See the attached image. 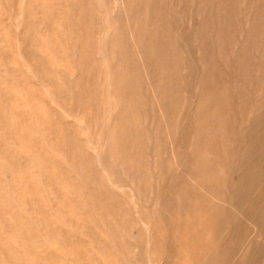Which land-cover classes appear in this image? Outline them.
Wrapping results in <instances>:
<instances>
[{
	"label": "rangeland",
	"instance_id": "rangeland-1",
	"mask_svg": "<svg viewBox=\"0 0 264 264\" xmlns=\"http://www.w3.org/2000/svg\"><path fill=\"white\" fill-rule=\"evenodd\" d=\"M41 1V4L40 0H3V3L0 1V11L2 10L1 13L3 12L0 15V40L4 44V46L0 48V56L14 58L16 62L12 64L7 63L6 65L9 70H19L15 72L19 73L21 79L23 80V84H26V89L36 94L39 100L43 99L45 101L44 105H46L44 107H51V110L48 109L46 112L42 110L39 113L36 112L37 115H35L33 110H29V108H27V102H25L24 109L28 110L27 116L29 114L31 118L28 116V118L25 117V120H23L22 115L19 114L20 111L22 114L23 109L17 112V116L20 119V122H27L25 132L22 134V136H24L25 140L28 138L27 135L32 136V146L41 149L43 153H48L51 159L55 162V165L59 168L58 175L60 177L56 176L53 181L54 183L51 185L52 187H48L45 176L42 174L37 175V178L34 179V183L36 181V184L40 183L39 185H36V187L40 190L36 188L37 191H35V187L32 185L33 180L27 176V178L23 180L19 187V193L14 191L13 177L10 175V173L0 170V199L4 197V201L1 199L2 202H4L1 205H8L7 209H9L11 213L7 215L6 218L10 219L11 217L9 216L11 215L14 217H19L20 220H28V227L33 229L28 231L26 234H32L34 236L31 239H25V242H27L29 245V249L25 250L24 242L21 241L20 238H14L12 236V233L17 234V230L11 228L10 231L0 227V230L3 232H1V235L4 234L2 235L3 238L6 239L7 237L8 239L7 243L10 242L12 246L14 244V249L16 246L21 248L20 249L17 247L15 249L18 254L15 259L13 257L14 254L9 255L10 257H8V255L5 253V256H7L9 259H13L10 264H31V256H29V252H27L30 250L31 252L36 251V253H38L37 256L46 259L48 264H64L66 261L67 262L65 264H72V262L73 264H133L134 262L130 258H126L127 260L123 259L126 257L127 251V247L125 245L128 244L132 257L134 256L133 258L138 261H142L144 264H147V260L149 259L148 255L146 254L148 247H151V250L155 251V254L152 255V258L156 262H162V264H184L181 262V258H183L185 254L191 256L193 253H195V248L193 245L196 247L198 245L205 246L207 240L204 237H194L197 236L195 233H198L200 230L203 231V229H194L193 227L191 229V232H193L189 235V238H185L188 225L190 228L191 226L183 219H179L177 216L171 214L172 212H175V210L171 207V203H174V198L171 197L170 194L172 195L173 191L175 192L176 190L181 189L183 194L182 203H185L186 205L190 203L192 204L194 199L193 194H197L199 190L197 186H195L188 179L187 175H189L192 170L199 168L202 172L201 176L204 177V179H206V177H210L211 179L208 178L207 180H211L216 183L215 180H217L218 177L220 178L222 175L219 169L221 165L218 158L224 155L223 146L220 141L222 138L221 134H215L214 129L207 127H200L196 132V129L194 130V124L197 122V117L201 115L203 111L194 113L193 108H189L191 100L195 98L200 92L199 89H197L199 87L200 68L199 66H193L191 60L192 56H195V59L198 54V43L195 39V30L200 21L197 12L195 11L200 9L198 1L148 0L151 5L150 13L154 14L159 8L163 19H166L168 28L167 30L163 31L164 37L167 40L180 39L182 40V43L181 45L179 43L175 44L174 47H169L167 48L168 50H166L167 53H171L172 58L175 57L176 60L181 63L178 65L179 70H169L170 73H174V79L171 82H166L169 80L166 78L170 75H167L169 72H166V74L164 73L162 77L157 75V81H160L161 86H163L162 89L166 91L165 96L167 98H180L181 100L180 105L179 103L176 105V108L178 106L175 120H178L177 124L174 125V127L170 125L169 129L167 130L165 128H161L158 136H156L155 132L150 134L153 139L159 138V144L163 148L159 154L164 162V171L162 177L163 179L160 183L154 179L150 183L148 182L147 185H142L141 182L144 184L145 182L141 179H139L137 182H133L131 180V173L134 175H139V173L144 175V172L147 173L150 167L153 169L154 160L153 158L147 159L143 155L142 149H139V147L141 148L142 146L141 144H139V147L136 145L138 148L135 146L132 149H130L128 146L131 140H136L134 138L137 136V134L140 136H144L145 134V126L143 124L144 119L147 114L150 119L152 118L153 107L150 104L151 94L149 95L147 92V84H145V81L141 80V77H139V71H137L139 67L135 56L130 53V50H132V45L130 37L128 36V25L121 12L118 2L115 3L114 0ZM187 3L189 4V7L194 9L192 13L190 9L184 11L185 7L187 8L188 6ZM262 3L264 4V0ZM260 12L261 13H259L258 19L256 21V23L259 21L257 33L264 34V12L263 10ZM241 13L242 11H239L238 9L234 11V13L233 11L231 12L232 20L230 28H241V24L237 19V16H239ZM23 17L25 18L23 19ZM40 17L41 19H39ZM190 18H192L191 23L189 20ZM114 20L115 22L113 23ZM142 20V16L137 18V20L135 19V21H137L136 23H138L137 31L141 37H144L145 34L149 32V28L147 29L143 26ZM228 22H230V19ZM47 28L54 29L56 31V36L54 38H48L47 34L54 33L47 30ZM159 34L160 35L156 42L158 45H160L164 39L160 32ZM238 34L239 32L237 31L232 35L234 38L233 40L228 38V57L226 56L225 59L228 58L230 62L228 63L230 65L225 64V59L221 58L218 51L215 49V58L219 61L223 69H230V77L232 81L236 77L234 74V72L236 73L234 68L239 62V56L244 54L240 50L241 43L237 41ZM15 35H20V39L15 38ZM32 35H34V38L30 37ZM21 41L22 46L20 47L18 42ZM16 45L18 46L17 48ZM20 50L22 51L20 52ZM236 56L237 60H235ZM210 59H212V56ZM253 63H255V58L251 56L250 65ZM215 67L217 69L216 64ZM9 73L11 72L8 71L5 73L4 70L0 68V74L5 78ZM96 76H99L97 80ZM163 76H166L164 78L166 86L163 84L165 83L163 82ZM73 77H76V79H73ZM137 77L139 78L137 79ZM122 80L123 83H121ZM117 82H119L121 86H129L130 90H132L131 100L126 96L127 93L124 92L123 89L121 90L120 97H118L119 95H116V92H118ZM124 82L126 85H124ZM223 83L226 82L221 79V77H216L214 84L216 88L223 86ZM64 88L67 93L65 92ZM203 89L204 86L202 85L201 90L203 91ZM238 89L241 90L242 86H240ZM93 90L94 92H92ZM235 90L236 89L233 87L232 92L236 93ZM202 91L201 94L203 99L210 97V94H203ZM91 92L94 95H91ZM90 95L92 99L90 98ZM218 95L221 97L231 96L229 92L223 90L220 93L218 91ZM92 96H95V99ZM97 98H99V102L96 101ZM146 100H148V105L141 109L142 104ZM127 101L128 105L125 104ZM133 101L137 103L138 106H140L138 107L136 105L138 108H135L134 111L132 110L135 107ZM131 105L133 106L132 109L130 107ZM126 108H129L128 111ZM137 109L140 113L136 111ZM119 110H123V113L121 112L118 114V112H120ZM115 111L117 114H115ZM129 111H132L131 115ZM98 112L100 114H98ZM136 112L138 114H136ZM101 113L103 115H101ZM134 114H136L137 117H135L136 115ZM77 117L82 118L78 119ZM119 117L121 119H119ZM137 118L140 120L138 123H136L138 121ZM153 118L155 123L152 129L154 130L159 118L157 115H155ZM47 119H50L56 125L54 128V131H56L54 138L49 135L48 129L45 128L47 127ZM117 119H119L118 122ZM85 120L88 121L85 122ZM130 121L134 123H131ZM128 122H130V124ZM98 124L100 125L98 126ZM95 125L97 126L95 127ZM118 125L121 127L119 128ZM129 125H131V127ZM93 128L96 130V132ZM8 130L10 131V128H8L6 131ZM111 131H113V133ZM205 132L209 133L208 137H205ZM259 132L264 131H262L261 128ZM129 135L131 136V139L128 138ZM153 139H151V143L155 142ZM110 140H113L115 143L113 141L110 143ZM148 141L149 139L147 138V142ZM195 142H197V145L199 144V153L197 152L196 154H193L189 146ZM12 145L13 143H11L10 138L7 137V133H5V131H0V147H8ZM57 146L59 148H57ZM215 147H219L220 156L213 154ZM16 152L18 155H20L21 162L23 161L25 163L30 161L37 166L38 170H40V165L37 163V160L32 156V154L29 156L27 150L17 149L15 153ZM93 153H97V155H95V158L96 156L98 157L97 159L93 157ZM22 155L24 156L22 157ZM85 155H90L89 157H92V161L89 157V160H87ZM78 157H83V160H85L82 166L79 165L80 159ZM134 157H136L135 159H137V161L134 159ZM68 159L69 161H67ZM129 166L131 171L128 170ZM179 167L181 170H178ZM262 168L263 172L262 169L259 170V172H261L257 176L247 181L251 186V189L253 186L261 184L264 181V165ZM132 169L134 170V173ZM92 175H94L96 179L100 180V183L107 188L106 193L108 196L116 197L115 194L119 195V202H117L120 203L122 201L126 204V207H123V210L119 209L117 202H115L114 207L112 208H102L100 202L95 199V195L98 193L93 187L95 184L88 180L92 177ZM63 176L69 178L68 182L71 183L68 184L65 182ZM73 179H75L76 182L78 180L80 183L79 190L77 189L76 192L69 191L75 183ZM105 183H107V185ZM110 185L115 187L117 186L121 188V190L117 187L111 188ZM132 186H139L137 191L138 193L135 192V196L130 192L129 189ZM25 187L26 192L24 189ZM250 188L249 190L245 191V193L243 191V194H241L236 200L232 209L225 207L223 211H220L223 213V216H229V219L235 218V220H238L237 215L243 211L245 206L244 200L246 199L247 193L251 191ZM123 189L124 191H122ZM3 193H6V195ZM163 194L168 196V198L165 199ZM163 198L164 202H171L170 213H165V216L159 215L154 210L158 200L161 201L160 203H162ZM9 199H13L14 201H10ZM8 201L12 205H10ZM135 206L136 209H134ZM163 209L168 211L167 208L163 207ZM163 209H161L162 212H164ZM135 211L138 212V217H140V219L143 221H140L139 218L136 217L137 213H135ZM111 213H113L112 217H114V219L110 218L109 214ZM119 213L121 215L128 216V221H124L122 216H119ZM51 215L53 217H51ZM14 217H12V219ZM142 222L145 225H142ZM33 224L36 226V228L35 226L33 227ZM238 224L239 225H237L235 234L228 244L227 252L219 254L220 258L225 259L227 264H235L233 263L234 258L239 253L243 243H250L251 248L249 250L250 252L247 257L246 264H264V223L261 225L262 227L260 230H254L250 228L241 217H239ZM102 228L104 230L106 228L107 230L104 232ZM42 238L44 240H42ZM212 238L213 235L210 236L208 240L213 241L215 239ZM16 240L18 242H16ZM87 240H90L91 242ZM88 242L89 244H87ZM105 245H109L112 247V249L110 248L111 250L108 249V252H106L105 249H103L105 248ZM258 245L259 248H257ZM37 246L38 248H36ZM47 248L48 250H46ZM20 253L22 254L23 258ZM46 256H48V258H46ZM124 260L127 261V263Z\"/></svg>",
	"mask_w": 264,
	"mask_h": 264
},
{
	"label": "bare ground",
	"instance_id": "bare-ground-1",
	"mask_svg": "<svg viewBox=\"0 0 264 264\" xmlns=\"http://www.w3.org/2000/svg\"><path fill=\"white\" fill-rule=\"evenodd\" d=\"M0 1H2V3H3V0H0ZM114 1H115V3L118 2V5L120 6L121 12L127 21L128 32H129L128 36L130 37L131 45H132V50H130V53L133 56H135V58L138 62L139 69H137V71H139V77H141V80L145 81V84H147V92L149 93V95L151 94L150 104L153 107L152 118L150 119L148 114H147L145 119H144V122H143V124L145 126L144 136L143 135L140 136L137 134V136L134 138L136 140H134V141L131 140L130 141L131 143L128 141L129 142L128 147H130V149L134 148L136 145L138 147H139V144L142 145L141 148L139 147V149H142L143 155L147 159L153 158V160H154L153 169L149 165V167H150L149 171L147 173L144 172V175L140 174V173H139V175H136V174L134 175L131 172H128V173H131V180L133 182H137V181H139V179L144 181L145 184L143 182H141L142 185H147L148 182L150 183L154 179H156L157 182L160 183L161 180L163 179L162 177H163V171H164V162H163L159 153L163 148L159 144V138L153 139L152 136H150V134L155 132L156 136H158L161 128H165L167 130V129H169L170 125H172L174 127V125L177 124L178 120L177 121H175V120H176V113H177L178 106L176 108V105L178 103L180 105L181 99L180 98H173V97L167 98L165 96L166 91L164 89H162L163 86H161L160 81L159 82L157 81L158 80L157 75H159V77H162V75L164 73L166 74V72H169V73H167V75L168 74H170V75L168 77L165 76L166 78L169 79V80L167 79L168 81H166V82H169V81L171 82L174 79V73L173 74L170 73L169 70H171V69L176 70V71L179 70L178 65L181 63L178 60H176L175 57L172 58L171 53H167L166 50H168L167 48H169V47H174L175 44L179 43L181 45L182 40H180V39L169 40L168 39L169 40L168 41L164 37L163 31L167 30V28H168L166 19L165 20L163 19L159 8L156 10L159 14L156 11L154 14L150 13L151 5H150V2L148 0H114ZM197 1H198V5L200 6V9L195 10L197 12L199 19H200V21L198 20L199 24L197 25L196 30H195V39H196V42L198 43V54H197L195 59H194L195 56L194 57L192 56L191 60H192L193 66H195V67L199 66V68H200V70H199L200 71L199 87L197 88V89H199L200 92H199V94L196 95V97L194 96L195 98H193L191 100L189 108L190 109L193 108L194 113H198V112L203 111V113L197 117V122L194 124V130L196 129V132L198 131V128H200V127L201 128L207 127L210 129H214L215 134H221V136H222L220 141H221V144L223 146L224 155L222 157L219 155V147L218 148L215 147V149L213 151V154L220 156L218 158L220 160V165H221V167L219 169H220L222 175L220 178L218 177L217 180H215L216 181V183H215L214 181H211V180L208 181L207 180L210 177H208V178L206 177V179H204V177L201 176L202 172L200 171L199 168L196 170H192L190 172V174L187 175L188 179L195 186H197V188L199 190V192L197 194H193L194 195L193 203L192 204L190 203L188 205H186L185 203H182L183 194H182V191L180 189V190H176L175 192L173 191L172 195L170 194V196L174 198V203H171L170 201L164 202V198L167 199L168 196L163 194L164 198H163L162 203H160L161 201L158 200V203L156 204V207L154 208V210L159 215L165 216V213L166 214L170 213V203H171V207L175 210V212H172L171 214L177 216L179 219H183L185 222H187L191 226V228H190L188 225V229L186 230V233H185L186 239L189 238V235L193 232V231L191 232L192 227L194 229H197V228L203 229V231L200 230L198 233H195L197 236H194V237L206 238V240H207L206 245L205 246L198 245L197 247L193 245V247L195 248V253H193V255H191V256L185 254V256L183 258H181L182 263H184V264H227L225 262V259L220 258L219 254H223V253L227 252L228 244L230 243V241L232 240V238L235 234V231L237 229V225H239L238 224L239 217H241L249 225V227L254 229V230H260V228L262 227L261 225L264 223L263 222L264 221V181L261 184L253 186L252 189L250 188L251 186L247 182L249 179L257 176L261 172V171L259 172V170L262 169V172H263L262 166L264 165V132H259V130L261 128H262V131H264V34H258L257 33V26H259V21L256 23L258 16H259V13H261L260 11L263 10V12H264V4L262 3L263 0H197ZM41 3H42V1L40 0V4ZM257 3H259V4H257ZM255 4H256V6H255ZM116 7H118V6H116ZM236 8L239 11H242V13L239 16L236 15L238 22L241 24L240 29L230 28L231 27V20H232L231 12L233 11V13H234V11L237 10ZM189 9L191 10V13L194 10L191 7H189V4H188L187 8L185 7L184 11H187ZM1 11H0V15L3 13V12L1 13ZM24 15H25V13H24ZM141 16L143 17V20H142L143 26L146 27L147 29L149 28V32L146 33L144 37H141L139 32L137 31L138 30L137 29L138 23H136L137 21H135V19L137 20V18H140ZM24 18L25 17H23V19ZM39 19H41V17ZM229 19H230V22H228ZM189 20L191 23L192 18H190ZM114 22H115V20L113 21V23ZM228 23H229V27H228ZM39 24H41V23H39ZM31 27H33V26H31ZM47 30L54 33V34H47L48 38H54L56 36V31L54 29L47 28ZM237 31L239 32L237 41H239L241 43V49L240 50L244 54L242 56L241 55L239 56V62L236 64V66L234 68L236 71V73L234 72L236 77L232 81V79L230 77V69H228V68L223 69L221 64L219 63V61L215 58V49H216V51H218L219 56H221V58L225 59L226 56L228 55V53H227V44L229 42L228 38L229 39L231 38V40H233L234 38L232 37V35L235 34V32H237ZM71 32H72V30H71ZM159 32L164 37V39L160 45L156 44L157 38L160 35ZM95 35H97V34H95ZM27 36H28V34H27ZM30 37L34 38V35H32ZM15 38L20 39V35H15ZM183 41H184V39H183ZM18 43H19V46L21 47L22 41L18 42ZM18 43H17V45H18ZM81 43H82V41H81ZM17 45H16V48L18 47ZM2 46H4V44L0 40V48H2ZM21 51L22 50H20V52ZM261 51L263 52V54ZM36 54H37V52H36ZM73 54H74V52H73ZM192 55H195V54H192ZM105 56H106V54H105ZM113 56H114V51H113ZM211 56H212V59H210ZM251 56L253 58H255V63H253L252 65H250ZM116 57H117V54H116ZM235 60H237V56H236ZM14 62H16L14 60V58H10V57L6 58L3 56H0V68L2 70H4L5 73H7L8 71L11 72L7 75L6 78L0 74V131L1 132L5 131V133H7V137H9L11 140V143H13L12 146L0 147V170H4L5 172L10 173V175L13 177L14 191L20 193L19 187H20L21 183L23 182V180L27 178V176H29L30 179L33 180L32 185L35 187V191H37V189L40 190L39 188L36 187V185H39L40 183L36 184L37 181L34 183V179H36L37 175H39V174H42L43 176H45V178L47 179L48 187H52L51 185L54 183L53 182L54 178L56 176H59L58 175V169L59 168L55 165V162L51 159V157L48 155V153H43L41 151V149H39L35 146H32V144H31V142H33L32 136L27 135V137H28L27 140H25L24 136H22V134H24V132H25V127H26L27 122L26 121L20 122V119L17 116V112L19 110L23 109L22 114H21V111L19 112V114L22 115L23 120H25L24 119L25 117L28 118V116L31 118V116L29 114L27 116L28 110L24 109V107H25L24 103L27 102V104H26L27 108H29V110H33L35 115H37L36 112L39 113L42 110H44L46 112V110L48 111V109H50L51 107H44V106H46V105H44L45 101L43 99L39 100V98L36 94H34L33 92H30L26 89V87H25L26 84H23V80L21 79L19 73L15 72V71H19V70H16V69L14 71L9 70V68L6 66L7 63L12 64ZM228 62H229L228 58L225 59V64L230 63V62L229 63ZM215 64L217 65V69L215 67ZM17 69H19V68H17ZM220 69L221 70L223 69V70L221 71ZM134 70H136V69H134ZM121 71L124 72L123 70H121ZM231 72H232V70H231ZM107 73H109V72H107ZM77 75H75V76H77ZM110 76H113V75H110ZM218 76L221 77V79H223L226 83H223V86L216 88L214 84H215V79ZM98 77L99 76H96V80ZM124 77H125V75H124ZM139 77H137V79ZM165 77L163 76V82H165V80H164ZM74 78L76 79V77H73V79ZM137 79H135V80H137ZM57 81H58V79H57ZM166 82L163 83V84H165L164 86H166ZM121 83H123V80ZM161 83H162V81H161ZM114 84H115V82H114ZM143 84H144V82H143ZM93 85H95V84H93ZM117 85H118V87H117L118 92H116V95L117 96L119 95L118 97H120L121 90L123 89L124 92L127 93V94L125 93L126 96L129 97L131 100L132 99V90H130L129 86H121L119 84V82H117ZM124 85H126L125 82H124ZM202 85L204 86L203 91L201 90ZM240 86H242L241 90L238 89ZM108 87H111V86H108ZM233 87L236 89L235 90L236 93L232 92ZM64 90H65V88H64ZM222 90L229 92L231 94V96L221 97L220 95H218V91L220 93ZM201 91L203 92V94H210V97H206L203 99ZM49 92H50V90H49ZM65 92H66V90H65ZM92 92H94V90ZM92 92H91V95H94ZM215 92H216V94H215ZM91 95H90V98H91ZM49 96H50V94H49ZM92 97L94 98L95 96H92ZM97 99H96V101L99 102L100 101L99 98H97ZM145 99H146V97H145ZM128 101L125 104H127ZM147 101L148 100H146L142 104L141 109L145 108V106L148 105ZM117 103H119V102H117ZM134 104H135V107L133 109H132L133 106L132 105L130 106L133 111L135 110V108L140 107L137 105V103L134 102ZM97 107H98V105H97ZM97 107H96V110H97ZM128 109L129 108H126L127 111H128ZM146 110H147V108H146ZM119 111L120 112H118V114H120L123 110L122 111L119 110ZM136 111L138 113H140L138 111V109ZM137 112H136V114H138ZM124 113H128V112H124ZM129 113L131 115L132 111L131 112L129 111ZM145 113H147V112H145ZM98 114H100V113L98 112ZM115 114H117L116 111H115ZM136 114H134V115H136ZM141 114H143V113H141ZM66 115H67V113H66ZM101 115H103V114L101 113ZM155 115H157L159 119H158V123L155 125V129L153 130L152 127L155 123L153 117ZM118 116H120V115H118ZM46 117H47V115H46ZM82 117H79V118L77 117V118L80 119ZM123 117H124V115H123ZM135 117H137V115ZM101 118H103V117H101ZM119 119H121V118L119 117ZM119 119H117V122ZM127 119H128V117H127ZM137 119H138V121L136 123L140 122L139 118H137ZM141 119H142V117H141ZM47 120H48L46 123L47 127H45V128L48 129L49 132L48 131L47 132L49 133V135H51L54 138V135L56 133V131H54L55 130L54 128L56 127V125L50 119H47ZM133 120H134V118H133ZM87 121L85 120V122H87ZM101 121H102V119H101ZM99 122H100V120H99ZM130 122L134 123L132 121H130ZM130 122H128V123L130 124ZM115 124H116V122H115ZM99 125L100 124H98V126ZM74 126H76V125H74ZM96 126L97 125H95V127ZM125 126H127V125H125ZM129 126L131 127V125H129ZM111 127H112V125H111ZM118 127L120 128L121 126L118 125ZM5 128H7V129L10 128V131L9 130L6 131L7 129H5ZM32 132H33V130H32ZM95 132H96V130H95ZM111 132L113 133V131H111ZM42 133H41V135H42ZM95 134H97V133H95ZM92 135H94V134H92ZM204 135H205V137H208L209 133L205 132ZM122 136H120V137H122ZM129 136H128V138L131 139V136L130 137ZM62 137H63V135H62ZM78 138H79V136H78ZM147 138L149 139L148 142H147ZM151 139H153L155 142L151 143ZM113 140H110V143ZM43 143H44V141H43ZM43 143H41V144H43ZM67 146H69V145H67ZM198 146H199V144L197 145V142L190 144L189 148H191L193 154H196L198 152V149H199ZM57 148H59V147L57 146ZM15 149L16 150L17 149L27 150L29 156L32 154V156L37 160V163L40 165V170H38L37 166L30 161L25 162V163L23 161L21 162L20 155H18L17 152L15 153V151H16ZM139 149H137V150H139ZM72 152H70V153H72ZM95 155H97V153L96 154L93 153L94 158H95ZM23 156L24 155H22V157ZM89 156L90 155H85V158L87 160H89L88 159ZM78 158H76V159H78ZM91 158H90V160L92 161ZM97 158L98 157L96 156L95 159H97ZM135 158L136 157H134V159ZM79 159H80L79 165L82 166L84 164L85 160H83V157H80ZM135 160L137 161V159H135ZM67 161H69V159ZM101 164H102V162H101ZM129 168H130V166L128 167V170H130ZM178 170H181V168L179 167ZM71 171H72V168H71ZM133 173H134V170H133ZM1 175H3V174H1ZM63 178H64L65 182H67L68 184L71 183V182H68L69 178H67L65 176H63ZM38 179H39V177H38ZM88 180L92 181L95 184V185H93V187H94L95 191L98 192L95 195V197H96L95 199L100 202V205L102 206V208H104V209L112 208V207H114L115 202H117V201L119 202V195H116L114 193L116 197L108 196L106 193L107 188L103 184H101L100 180L96 179V177L94 175H92V177L89 178ZM73 181L75 182L74 183L75 185L73 184V186L70 188L69 191L76 192L77 189L79 190L80 183L78 182V180L76 182L75 179H73ZM2 182H4V181H2ZM107 183H109V182H107ZM107 183H105V184L107 185ZM112 187L116 188L117 186L116 187L111 186V188ZM117 188H119V187H117ZM138 188H139V186H137V187L132 186L129 189H130V192L133 193L135 196V192L138 193L137 192ZM249 188L251 189V191L248 192L246 195V199L244 200L245 206L243 208V211H241L240 214L237 215L238 220H235V218L229 219V216L228 217L223 216V213H221L220 211H223V209H225V207L232 209L236 200L240 197L241 194H243V191L245 193V191L249 190ZM24 189L26 192V187ZM119 189L121 190V188H119ZM21 190H22V188H21ZM64 190H68V189H64ZM120 190H119V192H120ZM54 191H56V190H54ZM122 191H124V189ZM41 192H42V190H41ZM4 195H6V193ZM52 195H54V194H52ZM3 198L4 197H2L1 199L3 200ZM1 199H0V227L2 229H7L10 231H11V228H14L15 230H17L18 235L12 233V236L14 238H20L21 241L24 242L25 250H28L29 245L27 244V242H25V239H31L34 236L32 234H26V233H28V231L32 230L33 228L30 229L28 227V225H27L28 220L27 221L23 220V219L20 220L19 217H17V216L14 217V216L10 215L9 217H11V218L7 219L6 216L11 214V213H10L9 209H7L8 205L7 206L1 205L2 203H4V202H2ZM45 199H46V196H45ZM12 200H10V201H12ZM125 200H126V198H125ZM45 201H43V202H45ZM47 201H48V198H47ZM118 202H117V204H118L119 209L123 210V207H126V204L123 203L122 201L120 203H118ZM163 202H164V204H163ZM8 203H10V202L8 201ZM46 203H48V202H46ZM6 204H7V202H6ZM123 204H125V205H123ZM10 205H12V204L10 203ZM187 206H189V207H187ZM52 207H53V205H52ZM163 207L167 208L168 211L164 210ZM35 208H37V207H35ZM38 208H39V205H38ZM58 209H60V208H58ZM134 209H136V206ZM138 209H140V208H138ZM161 209H163L164 212H162ZM22 210H23V208H22ZM135 213H137L136 217L139 218L140 221H143L142 219H140V217H138V212L135 211ZM20 214H22V213H20ZM109 215H110L111 219H114V217H112L113 213H111ZM114 215H115V213H114ZM119 216H122V219L124 221H126V222L128 221L127 220L128 216L121 215L120 213H119ZM12 217H14V218L12 219ZM51 217H53V216L51 215ZM21 218H22V216H21ZM34 222H36V221H34ZM122 223H123V221H122ZM124 224H126V223H124ZM143 224L144 223L142 222V225ZM37 225H39V224H37ZM34 226L35 225L33 224V227ZM35 228H36V226H35ZM106 230H107L106 228H105V230L103 229L104 232ZM1 232L2 231L0 230V247H1L0 248V256H1L0 257V264H7V263L10 264L13 261V259L12 258L9 259L8 257H10L9 255H13V254L16 255V256L13 255L14 259L17 257L18 254H17V251L15 249L18 246L15 245L16 248L14 249L13 248L14 244L12 246L10 242L7 243V241H8L7 237H6L7 240L4 239L2 236L4 234L1 235ZM13 232H14V230H13ZM36 235H37V233H36ZM212 235H213L212 239H214V238L215 239L213 241L212 240L209 241L208 238ZM239 235H240V233H239ZM41 237H42V235H41ZM263 237H264V233H263ZM42 240H44V239L42 238ZM87 241H90V240H87ZM16 242H18V241L16 240ZM66 242H68V241H66ZM87 244H89V242ZM66 245H67V243H66ZM111 245H112V243H111ZM125 246L127 247V251H126V257H124L123 259L127 260L128 258H130L134 262L133 264H144L142 261H138L135 258H133L134 256L132 257L131 251L129 250V247H128V244H126ZM18 248H20V247H18ZM36 248H38V246ZM110 248L112 249V247H110L109 245H105V248H103V249H105V251L108 252V249H110ZM250 248H251L250 243L249 244L243 243L241 249L239 250V253L237 254V256H235L233 263H235V264H246L247 263V257H248L249 252H250L249 251ZM257 248H259V245ZM42 249H40V250H42ZM46 250H48V248ZM77 250H79V249H77ZM237 250H238V248H237ZM114 251H115V249H114ZM256 251H257V249H256ZM27 252H29V256H31V260H30L31 264H48L47 263L48 261L46 259H44L43 257L37 256L38 253H36V251L31 252V250H30ZM5 253L8 255V257L5 256ZM21 253H20V255L22 256ZM114 254H116V253H114ZM146 254L149 257V259L147 260V262H148L147 264H162V262H156L153 260L152 255L155 254V251L151 250V247L147 248ZM86 255H87V253H86ZM43 256H44V254H43ZM22 258H23V256H22ZM46 258H48V256H46ZM66 259H68V258H66ZM24 260H25V257H24ZM60 260H61V258H60ZM118 260H120V259H118ZM16 261H17V259H16ZM57 262H58V260H57ZM125 262L127 263V261H125ZM263 263H264V261H263ZM72 264H73V262H72Z\"/></svg>",
	"mask_w": 264,
	"mask_h": 264
}]
</instances>
